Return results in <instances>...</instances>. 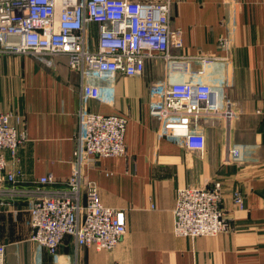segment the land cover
I'll return each mask as SVG.
<instances>
[{
    "label": "crops",
    "instance_id": "1",
    "mask_svg": "<svg viewBox=\"0 0 264 264\" xmlns=\"http://www.w3.org/2000/svg\"><path fill=\"white\" fill-rule=\"evenodd\" d=\"M170 1L171 26L182 32V46L172 48L179 57L170 64L148 59L141 77L90 79L102 88L101 99H82L80 75L66 56L0 52V109L19 114L17 125L25 134L15 155L6 151L7 168L21 170L25 183L50 173L56 185L64 184L73 167L82 106L129 119L127 154L100 157L86 168L102 203L126 210L122 240L112 249H98L77 247L66 236L56 256L28 240L29 264H264V0ZM98 28L88 24L92 47ZM167 70L171 80L215 85L233 103L229 125L222 118L194 122L193 129L205 135L203 153L161 135L160 122L150 113V86ZM233 145H241L239 161L229 159ZM218 180L232 228L216 235L177 234L178 190ZM236 188L244 208L233 201ZM17 207V215L0 213V243L7 246L20 245L30 234L26 206ZM9 264H14L10 257Z\"/></svg>",
    "mask_w": 264,
    "mask_h": 264
},
{
    "label": "built area",
    "instance_id": "2",
    "mask_svg": "<svg viewBox=\"0 0 264 264\" xmlns=\"http://www.w3.org/2000/svg\"><path fill=\"white\" fill-rule=\"evenodd\" d=\"M99 25L95 47L88 24ZM226 44V39L223 40ZM182 46L180 28L171 26L170 0H0V52L35 56H66L81 78V97L103 98L102 88L90 79L114 80L118 74L141 77L147 60L163 58L170 64L172 48ZM208 56L195 57L209 59ZM150 113L159 133L180 138L184 146L203 153L205 135L193 129L199 119L235 117L233 103L212 84L194 80H163L150 86ZM73 167L63 185L52 174L30 184L21 170H8L6 151L15 155L25 134L17 125L22 117L0 109V213H19L26 206L29 241L58 254L66 236L75 245L112 249L127 232L125 209L102 203L98 185L86 168L100 157L127 154L129 119L120 113H101L81 107ZM13 119L17 121L15 124ZM229 159L242 158L241 145L228 148ZM174 228L182 236L216 235L232 228L226 216L222 182L178 190ZM233 201L244 208L239 188ZM7 245L0 243V264L7 263Z\"/></svg>",
    "mask_w": 264,
    "mask_h": 264
},
{
    "label": "rangeland",
    "instance_id": "3",
    "mask_svg": "<svg viewBox=\"0 0 264 264\" xmlns=\"http://www.w3.org/2000/svg\"><path fill=\"white\" fill-rule=\"evenodd\" d=\"M222 120L225 122V124L227 125L226 119L224 117H221ZM28 212V211H27ZM4 214L6 215H10L12 213L10 212H4ZM29 225V224H28ZM29 236L27 237L26 240H24V244L21 243L20 245H11V246H7V263L9 264V257L12 259V261L14 262V264H29L31 263L29 261V257L28 256V252L30 250V246L32 247L31 243H29ZM33 249V247H32ZM31 252V250H30Z\"/></svg>",
    "mask_w": 264,
    "mask_h": 264
}]
</instances>
